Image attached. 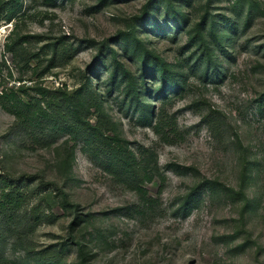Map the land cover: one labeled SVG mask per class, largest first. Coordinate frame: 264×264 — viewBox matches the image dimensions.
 I'll return each mask as SVG.
<instances>
[{
  "label": "rangeland",
  "instance_id": "374dc122",
  "mask_svg": "<svg viewBox=\"0 0 264 264\" xmlns=\"http://www.w3.org/2000/svg\"><path fill=\"white\" fill-rule=\"evenodd\" d=\"M16 1L1 87L60 90L159 174L143 203L72 132L35 147L0 107V176L44 181L57 216L7 264H264V0Z\"/></svg>",
  "mask_w": 264,
  "mask_h": 264
},
{
  "label": "trees",
  "instance_id": "16d2710c",
  "mask_svg": "<svg viewBox=\"0 0 264 264\" xmlns=\"http://www.w3.org/2000/svg\"><path fill=\"white\" fill-rule=\"evenodd\" d=\"M20 12L16 0H0V22H11ZM174 22L178 24L177 19ZM7 50L13 52V45H7ZM142 70L146 72L145 67ZM162 78L166 84L165 76ZM34 92V96L27 94L21 85L17 89L4 86L0 89V107L16 118L28 142L35 147L49 148L62 135L72 132L74 139L83 143L84 152L116 182L136 192L143 203L151 200L147 185L155 180L159 171L157 165L151 166L146 154L137 156L122 147L119 139L106 129L108 121L104 117H98L97 123L93 124L90 109L82 115L77 104L70 105L67 95L60 90L36 88ZM35 180L32 177L0 176V264L8 263L10 244L16 248L23 247L41 225L51 224L57 219L49 205L47 184L40 181L33 187ZM229 191L236 192L234 189ZM62 194L65 195L64 192ZM254 202L251 200L246 208H253ZM62 257L52 248L34 253L38 264H58Z\"/></svg>",
  "mask_w": 264,
  "mask_h": 264
}]
</instances>
